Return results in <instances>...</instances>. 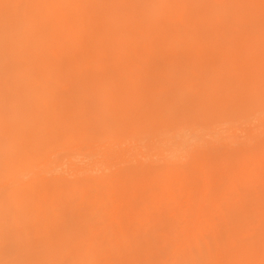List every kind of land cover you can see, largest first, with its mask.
Segmentation results:
<instances>
[{
    "label": "rangeland",
    "instance_id": "rangeland-1",
    "mask_svg": "<svg viewBox=\"0 0 264 264\" xmlns=\"http://www.w3.org/2000/svg\"><path fill=\"white\" fill-rule=\"evenodd\" d=\"M70 1L0 65V264H264V0Z\"/></svg>",
    "mask_w": 264,
    "mask_h": 264
},
{
    "label": "bare ground",
    "instance_id": "bare-ground-1",
    "mask_svg": "<svg viewBox=\"0 0 264 264\" xmlns=\"http://www.w3.org/2000/svg\"><path fill=\"white\" fill-rule=\"evenodd\" d=\"M115 1V0H114ZM128 1V0H127ZM78 2V1H77ZM85 2V1H84ZM119 1H117L116 2V4L118 3ZM83 3V2H82ZM113 3H115V2H113ZM112 3V5H113V7H114V4ZM93 4V3H92ZM91 4V5H92ZM73 5H74V2L73 1H70V0H3L2 2H0V65H2V64H6V63H10V62H13V61H16V60H19V59H10V58H12V57H14L15 56V50H13V51H11L9 48H11V47H13V45H17V44H23V42L25 41L26 42V40L28 39L26 36V33H28L27 32V30H29L30 29V27L32 28V25L34 24V23H32L33 22V20L34 19H39V17L41 18V17H43L44 15L47 17V18H49L50 16H53V15H57V14H59V15H57V16H59V18L60 19H62V21L60 22V24L58 25V28L57 29H59V30H61V31H67V32H69L70 30H74V31H78L79 29H80V27H79V22L77 21V19L75 18V17H71L70 18V20H67V22H66V20H65V16L67 17V15H69L70 14V10H71V12H72V8H73ZM86 5H87V3H86ZM84 6H85V3H84ZM88 7V6H87ZM91 7H93V6H91ZM100 8V7H99ZM95 9V8H94ZM94 9H93V13L95 12L94 11ZM117 9V8H116ZM115 9V10H116ZM104 10V9H103ZM89 12H91V10L89 11ZM119 12V11H118ZM63 13V14H62ZM95 13H97V12H95ZM98 13H99V11H98ZM91 14H92V12H91ZM117 14V13H116ZM116 14H114V15H116ZM94 16H95V14H93ZM107 15V14H106ZM111 15V14H110ZM64 18H63V17ZM74 16V15H73ZM91 16V15H90ZM105 16V15H104ZM58 18V19H59ZM91 18L92 19H94L92 16H91ZM90 18V19H91ZM83 19H84V17H83ZM109 19V18H108ZM42 20H44V19H42ZM34 21H36V20H34ZM41 21V20H40ZM91 21V20H90ZM105 21V20H104ZM52 22V21H51ZM81 22V21H80ZM85 22H88V19H87V21H85ZM117 22V21H116ZM120 22V21H119ZM37 23V22H36ZM35 23V24H36ZM83 23V22H82ZM93 23H94V21H93ZM92 23V24H93ZM111 23V22H110ZM87 24V23H86ZM113 24V23H112ZM53 25V24H52ZM84 26H86V25H84ZM89 26V25H88ZM92 26H94V25H90V27H88L89 29L92 27ZM34 27V26H33ZM55 27V26H54ZM54 27H52V28H54ZM108 27V26H107ZM110 27V26H109ZM122 27V26H121ZM125 27V26H124ZM124 27H122V28H124ZM52 28H50V29H52ZM84 29H85V27H83ZM95 28V27H94ZM106 28V27H105ZM116 28V27H115ZM49 29V30H50ZM119 29H121V28H119ZM118 29V30H119ZM14 30H17V31H14ZM85 30H87V29H85ZM93 29H91V31H92ZM95 30V29H94ZM102 30V29H101ZM105 30V29H104ZM106 30L107 31H105L104 32V34L106 33V32H108L110 29H107L106 28ZM6 31H8L9 32V34L6 32ZM47 30H45V32H46ZM55 31V30H54ZM80 31V30H79ZM44 32V31H43ZM49 32V31H48ZM72 32V31H71ZM70 32V33H71ZM85 32V31H84ZM88 32V31H87ZM99 32V31H98ZM102 32H103V30H102ZM114 32V31H113ZM19 33H25V35L26 36H18L19 35ZM47 33V32H46ZM66 33V32H65ZM76 33V32H75ZM112 33V32H111ZM116 33V32H115ZM115 33H114V35H115ZM123 33V32H122ZM36 34H37V32H36ZM40 34H41V32H40ZM43 34V33H42ZM41 34V35H42ZM81 34H82V31H81ZM95 34V33H94ZM101 34V33H100ZM29 35V34H28ZM67 35V34H66ZM72 35V34H71ZM70 35V36H71ZM44 36V35H43ZM42 36V37H43ZM46 36V35H45ZM68 36V35H67ZM72 36H75L74 34L72 35ZM84 36V35H83ZM82 36V37H83ZM87 36V35H86ZM78 37H80L81 38V36L78 34ZM77 37V39H79ZM105 37V36H104ZM103 37V38H104ZM113 37H115V36H113ZM117 38H118V36H116ZM115 37V38H116ZM25 38H27L26 40H25ZM31 38V37H30ZM29 38V39H30ZM44 38H46V37H43V39ZM49 37H47V39H48ZM97 38V37H96ZM121 38V37H120ZM129 38V37H128ZM127 38V39H128ZM68 39V38H67ZM69 39H71V38H69ZM76 39V40H77ZM45 40V39H44ZM49 40H50V38H49ZM73 40H75V38H73ZM119 40V39H118ZM34 41V40H33ZM32 41V42H33ZM52 41V40H51ZM54 41H57V40H54ZM59 41V40H58ZM68 41V40H67ZM77 41H79V40H77ZM29 42V41H28ZM32 42H30V43H32ZM53 42V41H52ZM61 42V41H60ZM70 42V41H69ZM71 42H73V41H71ZM71 42L69 43V44H71ZM76 42V41H75ZM117 42V41H116ZM119 42V41H118ZM40 43H42V42H40ZM54 43H56V42H54ZM54 43H52V44H54ZM74 43V42H73ZM59 44V43H58ZM27 46H28V44H26ZM32 46H33V44H31ZM48 45V44H47ZM120 44H118V46H119ZM124 45H125V43H124ZM26 46V47H27ZM45 46V45H44ZM54 46V45H53ZM62 46V45H61ZM22 47V46H21ZM41 47V46H40ZM56 47V46H55ZM30 48H31V46L29 47V50H30ZM38 48V47H37ZM62 49L64 48V47H61ZM55 49V48H54ZM67 49H69V47L67 48ZM25 50H27L26 48H25ZM53 59V58H52ZM26 61H27V63H26V66L28 67H25V68H22L24 71L22 72V71H15V72H12V73H10V76L12 77V78H14V76L16 75L18 78H24V77H26L27 76V71H32L33 70V68L31 67V65H33L34 66V64H32L33 62H35L34 60L35 59H25ZM49 61L51 60V59H48ZM48 60H46V61H48ZM36 61H39V60H36ZM41 61V60H40ZM52 61V60H51ZM50 61V62H51ZM43 62V61H42ZM41 63V62H40ZM54 63V62H53ZM46 64V63H45ZM50 65V64H49ZM46 66V65H45ZM50 66H52V65H50ZM30 67L32 68V70L30 69ZM47 68V67H46ZM48 68H50L49 66H48ZM52 68V67H51ZM51 68H50V70H51ZM54 68V67H53ZM27 69H29V70H27ZM48 70V69H47ZM54 70V69H53ZM52 70V71H53ZM35 71V70H34ZM33 72V71H32ZM23 76V77H22ZM18 78H16V79H18ZM15 79V78H14ZM17 125V124H16ZM18 126V125H17ZM21 126V130H22V128L23 129H25V128H27L28 127V124H24V123H21L18 127H20ZM9 128H11V127H9ZM13 126H12V130H10L9 129V131H14L15 130V128H14V130H13ZM18 129H20V128H18ZM17 130V129H16ZM15 130V131H16ZM15 131L13 132V133H10V137H11V134H13L14 135V133H15ZM22 131H24L23 133H25V130H22ZM21 133V132H20ZM19 133V130L17 131V134L19 135L20 134ZM22 133V134H23ZM16 134V135H17ZM26 134V133H25ZM19 137H21V136H19ZM39 137L40 136H38V137H36L35 138V141H34V146L35 145H37V141H38V139H39ZM15 138V137H14ZM13 138V139H14ZM12 139V138H11ZM13 139H12V142H15V141H13ZM15 139H17V137L15 138ZM21 140H24V138L22 139L21 138ZM20 140V138H18L17 139V142H20L21 141ZM9 141H11L10 139H9ZM8 141V147H9V144H11V142H9ZM162 141V140H161ZM17 142H15V144L17 143ZM22 142V141H21ZM168 142H170V141H167L166 143H160V144H157L158 146H161V147H163L164 145H167V143ZM14 144V143H13ZM19 144V143H18ZM22 144V143H21ZM21 144H19V147L20 146H22ZM25 144V143H24ZM1 146H2V148H3V151L4 152H2L4 155L2 156V157H4V156H7L8 155V153H10V152H13V151H11V150H15V152H16V148H15V145H14V147L12 146V148L13 149H11V148H7V146H3L2 144H1ZM16 146H18V145H16ZM24 146V145H23ZM11 147V146H10ZM21 149V148H20ZM22 149H23V147H22ZM21 149V150H22ZM19 150V149H18ZM17 150V151H18ZM20 150V151H21ZM20 151H18V152H16V153H19ZM21 152H23V151H21ZM20 152V153H21ZM15 153V154H16ZM13 155V153L11 154V156ZM16 155H19V154H16ZM16 155H14V156H16ZM21 155V154H20ZM10 156V155H9ZM1 157V158H2ZM18 157V156H17ZM12 158V157H11ZM14 158H16V157H14ZM3 171V170H2ZM11 207H12V205L8 208L9 209V211L11 210ZM6 211V210H5ZM1 223V222H0ZM65 252H68V251H71V250H69V249H67V250H64Z\"/></svg>",
    "mask_w": 264,
    "mask_h": 264
}]
</instances>
